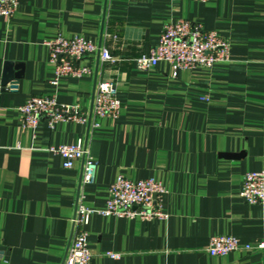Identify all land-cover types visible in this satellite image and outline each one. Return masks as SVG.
<instances>
[{
	"label": "crops",
	"instance_id": "1",
	"mask_svg": "<svg viewBox=\"0 0 264 264\" xmlns=\"http://www.w3.org/2000/svg\"><path fill=\"white\" fill-rule=\"evenodd\" d=\"M181 20L226 39L230 59L175 75L165 62L135 70L164 24ZM57 36L99 42L115 62L87 58L80 64L92 74L54 86L45 42ZM98 79L115 82L117 118L91 132L43 119L21 127L19 107L32 96L52 94L90 113ZM86 138L97 164L94 182L82 188L94 211L86 225L90 264H264L257 251L206 252L213 236L241 244L264 238V206L239 196L247 172H264V0H18L15 15L0 18V264L62 263L81 162L64 169L48 148ZM118 175L160 182L167 218L100 215Z\"/></svg>",
	"mask_w": 264,
	"mask_h": 264
},
{
	"label": "built area",
	"instance_id": "2",
	"mask_svg": "<svg viewBox=\"0 0 264 264\" xmlns=\"http://www.w3.org/2000/svg\"><path fill=\"white\" fill-rule=\"evenodd\" d=\"M17 7L18 0H0V18H12ZM102 36H109L105 29ZM45 45L49 60L54 65V79L51 81L54 86L61 77L80 78L92 74V66L80 64L87 58L98 56L101 64L115 62V58L101 43L80 36H57L45 42ZM229 59V42L226 39L215 31L206 30L199 23L181 20L164 24L158 44L152 47L148 54L135 58L132 64L135 70L146 72L159 62H165L175 75L177 70L211 68L215 63ZM120 108L115 82L110 79H98L94 84L90 113L79 103H59L52 94L32 96L19 110L22 128L35 129L43 119L49 127L58 122H74L86 125L91 132L99 126L101 119L117 118ZM87 142V138L79 139L74 145L48 148L49 152L61 157L64 169H71L75 161L81 162L80 188L71 219L72 232L61 264H90L91 253L86 245V225L94 211L84 205L82 188L94 182L97 164L90 154ZM166 193L164 186L153 178L132 181L118 175L108 188L105 208L98 213L142 221L164 220L167 214L162 202ZM239 196L249 204L264 206V172H247ZM236 251H257L264 258V238L255 244H241L233 236H213L206 246V252L211 256H225ZM106 255L112 259L120 257V254L112 252H107Z\"/></svg>",
	"mask_w": 264,
	"mask_h": 264
}]
</instances>
